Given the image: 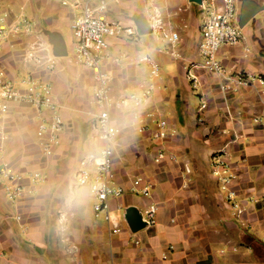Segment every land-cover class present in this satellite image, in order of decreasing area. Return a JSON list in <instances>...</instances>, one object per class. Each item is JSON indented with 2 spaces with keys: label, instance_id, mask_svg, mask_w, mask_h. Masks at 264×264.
<instances>
[{
  "label": "crops",
  "instance_id": "crops-1",
  "mask_svg": "<svg viewBox=\"0 0 264 264\" xmlns=\"http://www.w3.org/2000/svg\"><path fill=\"white\" fill-rule=\"evenodd\" d=\"M238 5L239 22L245 6L261 10L243 27L242 43L222 48L219 58L230 72L264 77L262 0H238ZM5 11L11 21L25 16L34 34L11 39L0 50V67L14 79L33 73L51 80L65 127L57 155L47 159L37 138L36 111L26 103L12 107L7 119L9 139L0 150V264H264V87L255 83L224 94L221 79L192 68V63L200 60L201 27L207 16L203 4L128 0L115 9L124 25L137 27L138 21L145 20L150 29L151 16L158 14L180 55L174 59L160 52L167 42L143 36L151 31L138 30L136 44L109 40V60L104 68L112 78L115 99L148 81V66L139 64L143 56H152L161 68L167 57L177 65L165 85L158 82L147 111L154 109L169 119L174 136L168 148L179 156L178 162H156L149 135L136 132L132 112L114 115L120 129L114 176L126 189L121 198L111 202L119 234L110 232L100 218L104 216L95 215L88 189L74 183L79 160L102 143L93 138V124L100 111L94 100L96 71L75 63L74 36L64 40L67 31H72L71 14L51 0H0V15ZM48 34L57 36L67 52L59 60L56 57L52 74L46 64L27 58L30 42L45 43L53 50ZM203 99L207 109L199 112ZM215 156L231 163L238 176L232 189L243 210L239 216L224 201L220 182L212 175ZM5 163L25 177L41 171L47 182L36 194H28L32 186L26 180L24 199L13 205L3 188ZM138 177L154 182L151 198L128 190ZM150 203L159 207L157 223L131 232L126 217L141 216ZM15 215L23 217V224L13 219Z\"/></svg>",
  "mask_w": 264,
  "mask_h": 264
},
{
  "label": "built area",
  "instance_id": "built-area-1",
  "mask_svg": "<svg viewBox=\"0 0 264 264\" xmlns=\"http://www.w3.org/2000/svg\"><path fill=\"white\" fill-rule=\"evenodd\" d=\"M51 1L58 3L71 14V28L75 38L72 54L75 63L96 71L94 100L100 111L93 124V138L102 144L97 150L88 152L79 160L74 183L80 188L88 189L95 215H103L110 232L119 234L121 229L113 215L111 202L121 198L126 189L117 183L114 176L115 146L120 134V129L114 122L115 113L132 112L136 132L148 134L156 145V162L179 160V156L168 148V143L174 136L170 122L160 117L158 112L147 111L159 88L158 82L162 80L161 65L152 56H143L139 64L148 66V81L132 87L128 95L115 99L111 87L112 78L104 68L109 60V40L114 38L131 44L139 42L137 27L124 25L121 15L115 12L117 7L128 0ZM92 4L97 5L92 8ZM262 4L264 6V0ZM203 9L207 16L201 27V41L198 47L200 60L192 63V68L206 71L221 79L223 82L220 88L224 94L238 92L255 83L264 87L263 76L230 72L219 58L222 48L238 46L244 39L243 27L239 22L238 0H204ZM32 34H34L32 23L25 16L11 21L9 12L5 11L0 15V50L11 39L18 36L30 37ZM151 34L157 40L167 42V46L161 48L160 52L174 59L180 58L177 43L164 29L158 14L151 16ZM28 45L30 50L27 58L37 64H46L47 72L54 73L57 58L50 45L42 42H30ZM189 76L196 81L194 76L190 74ZM19 103H26L36 111V133L41 152L45 158L53 159L61 147L65 127L53 83L49 79L36 77L33 73L14 79L0 67V150L9 139L8 116L13 105ZM207 105L203 99L199 112L206 110ZM185 172L188 174L190 170L186 168ZM212 175L220 182L223 199L228 207L238 216L241 215L243 210L238 201V194L232 189V184L238 176L231 163L221 156H215L212 161ZM1 176L5 196L13 205L24 199L27 193L24 183L26 180L32 186L28 194H36L37 188L47 182V175L41 171H35L29 177H25L13 170L8 163L3 165ZM154 188L151 179L138 177L128 190L132 194L151 198ZM158 210L156 203H150L141 214L146 228L157 223ZM13 219L23 224L21 215H15ZM21 227L26 231L23 225Z\"/></svg>",
  "mask_w": 264,
  "mask_h": 264
},
{
  "label": "water",
  "instance_id": "water-1",
  "mask_svg": "<svg viewBox=\"0 0 264 264\" xmlns=\"http://www.w3.org/2000/svg\"><path fill=\"white\" fill-rule=\"evenodd\" d=\"M191 3L203 4V0H189ZM261 10L258 6H245L241 13L240 26L244 27L259 11ZM137 29L143 33H149L151 31L149 25L145 20L137 22ZM49 35V43L53 46V54L55 57L61 58L66 56V48L63 42L55 35ZM131 232H138L146 227L142 217L139 214L128 215L126 217Z\"/></svg>",
  "mask_w": 264,
  "mask_h": 264
},
{
  "label": "rangeland",
  "instance_id": "rangeland-1",
  "mask_svg": "<svg viewBox=\"0 0 264 264\" xmlns=\"http://www.w3.org/2000/svg\"><path fill=\"white\" fill-rule=\"evenodd\" d=\"M97 4H92V8L96 7ZM204 13L206 14V11H204ZM144 37L148 36L150 37L151 36V40H152V34H147V35H143ZM68 37H73V31H67V34L65 35V38L64 40L67 41ZM69 48V44L67 43V49ZM69 51V50H68ZM60 58H58L57 60H59ZM170 59V58H169ZM168 59V57L166 58V61H167V64L166 66H164L163 68H161V77H162V80H161V84L162 85H165L166 82H168L169 78L171 75H174V73L177 71V65L176 64H173V63H176V62H170V60ZM162 67V65H161ZM152 112H155L154 109H151ZM164 119L168 120L169 119L167 117H165ZM150 141V140H149ZM150 144V152L153 153V150L156 148V145L150 141L149 142ZM103 216V215H102ZM102 220H105L104 217H100ZM105 222V221H104Z\"/></svg>",
  "mask_w": 264,
  "mask_h": 264
}]
</instances>
